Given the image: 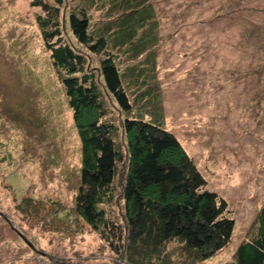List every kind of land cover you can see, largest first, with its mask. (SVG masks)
Listing matches in <instances>:
<instances>
[{
	"label": "rangeland",
	"instance_id": "1",
	"mask_svg": "<svg viewBox=\"0 0 264 264\" xmlns=\"http://www.w3.org/2000/svg\"><path fill=\"white\" fill-rule=\"evenodd\" d=\"M117 1H94L91 28L105 24ZM152 1L151 75L164 126L234 221L229 244L196 264H227L257 235L264 205V0ZM79 5L65 0L62 9L74 44L67 18ZM37 12L30 0H0V264H122L75 210L80 142ZM88 56L98 75L99 57ZM90 120L86 113L79 123ZM121 206L117 199L108 207L119 220ZM166 252L171 264L192 263L175 244Z\"/></svg>",
	"mask_w": 264,
	"mask_h": 264
},
{
	"label": "trees",
	"instance_id": "2",
	"mask_svg": "<svg viewBox=\"0 0 264 264\" xmlns=\"http://www.w3.org/2000/svg\"><path fill=\"white\" fill-rule=\"evenodd\" d=\"M94 1L80 0L68 14L78 48L64 32L65 0H30L80 142L75 210L122 264H171L166 248L172 244L191 264L203 262L229 244L234 221L164 126L151 75L158 47L153 1L118 0L95 29L89 15ZM88 54L99 57L98 75ZM120 61L129 63L122 68ZM110 103L123 115L120 123ZM86 113L91 120L79 123ZM117 199L121 220L108 210ZM257 222V235L239 244L227 264H264V205Z\"/></svg>",
	"mask_w": 264,
	"mask_h": 264
}]
</instances>
